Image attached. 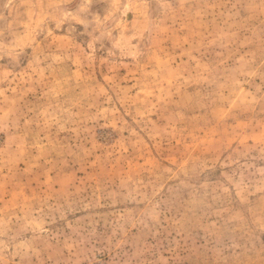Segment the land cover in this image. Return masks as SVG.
I'll list each match as a JSON object with an SVG mask.
<instances>
[{
  "label": "rangeland",
  "instance_id": "rangeland-1",
  "mask_svg": "<svg viewBox=\"0 0 264 264\" xmlns=\"http://www.w3.org/2000/svg\"><path fill=\"white\" fill-rule=\"evenodd\" d=\"M0 264H264V0H0Z\"/></svg>",
  "mask_w": 264,
  "mask_h": 264
}]
</instances>
